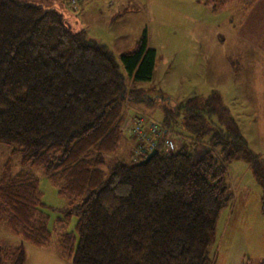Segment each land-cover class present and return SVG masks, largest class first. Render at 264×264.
<instances>
[{"label":"trees","instance_id":"1","mask_svg":"<svg viewBox=\"0 0 264 264\" xmlns=\"http://www.w3.org/2000/svg\"><path fill=\"white\" fill-rule=\"evenodd\" d=\"M213 8L224 0H213ZM156 51L142 36L118 55L76 30L55 7L0 0V144L13 145L28 169L0 172V225L35 246L52 231L33 169L40 168L77 206L74 236H57L71 264H213L211 245L219 212L232 200L225 161L245 157L263 190L264 159L246 147L235 122L216 123L219 96L192 97L166 107L163 121L181 141L170 154L160 146L147 162L132 155L108 171L106 155L123 138L126 111L155 100L137 86L153 75ZM70 213H67V216ZM22 264V246L3 251Z\"/></svg>","mask_w":264,"mask_h":264},{"label":"rangeland","instance_id":"2","mask_svg":"<svg viewBox=\"0 0 264 264\" xmlns=\"http://www.w3.org/2000/svg\"><path fill=\"white\" fill-rule=\"evenodd\" d=\"M22 1L55 7L66 15L71 11L78 14L83 0L76 10L71 9L69 0ZM127 2L112 24L109 18L86 32L109 48L116 42L115 50H124L145 34L147 45L156 51L151 79L137 83L155 100L133 105L122 128L130 132L131 113L135 110L162 120L165 106L173 108L189 98H205L215 92L222 111L213 114L212 120L222 126L235 122L247 149L264 159V0H224V5L216 9L213 0ZM78 19L82 26L87 22L82 16ZM95 19L101 21L102 17ZM199 41L203 44L197 55ZM174 122L173 129H180L181 116L175 115ZM124 134L116 153L106 155V171L117 159H128L131 144ZM178 140L175 136L176 143ZM13 150V145L0 144V172L8 158L13 172L29 168L21 153ZM250 162L245 157L225 161L233 195L216 220V237L210 248L213 264H264L263 190ZM33 172L52 231L51 240L46 246H35L0 225V264H10L2 258L3 251L19 245L24 252L22 264H71L60 256L57 236L72 233L76 246L80 211L58 194L42 169Z\"/></svg>","mask_w":264,"mask_h":264},{"label":"built area","instance_id":"3","mask_svg":"<svg viewBox=\"0 0 264 264\" xmlns=\"http://www.w3.org/2000/svg\"><path fill=\"white\" fill-rule=\"evenodd\" d=\"M80 1L82 0H69L71 9L76 10ZM135 111L132 113L133 117L129 123V131L136 138V144L132 149L133 157L135 159L144 158L151 150L156 148L159 139L162 141L163 154L172 153L177 148L175 141L177 133L173 127L151 117L144 111Z\"/></svg>","mask_w":264,"mask_h":264},{"label":"crops","instance_id":"4","mask_svg":"<svg viewBox=\"0 0 264 264\" xmlns=\"http://www.w3.org/2000/svg\"><path fill=\"white\" fill-rule=\"evenodd\" d=\"M127 4H128L127 0H83L80 3V7L78 9L80 10V12L78 14H74V12L71 11L70 13L71 15L69 14V12L66 15L68 17V22L72 28L76 30H85V32H87L89 31V29L92 28L93 25L104 24L105 21H108L109 18L110 20L108 22L112 24V22L115 21L116 16H119L121 14V11H124L123 9H125ZM78 16H82L83 19L87 21L85 22L86 24H84V26H82L81 19H78ZM100 16L102 17L101 21H99L98 19H95V17H100ZM92 39H95V38H92ZM135 42L128 44V46L124 50L131 48ZM115 44L116 42H113L112 44L113 51H116L115 53L119 54L120 52L124 51V50H115ZM200 44H203V42L199 41L197 44V49H198L196 52L197 55H199L200 53V48H201ZM155 61H156V58H155ZM131 109L132 108H128V110L126 111V117L128 114L130 115V112L132 111ZM126 117L124 119V123H125ZM123 133L127 134V135L124 134V138L127 141H130V144H131L129 148V151H130V149L132 148L134 144V138L131 135V133L128 132L127 129H125L124 127H123ZM180 142L181 141L178 140L177 145H179ZM129 151H128V155H129Z\"/></svg>","mask_w":264,"mask_h":264},{"label":"water","instance_id":"5","mask_svg":"<svg viewBox=\"0 0 264 264\" xmlns=\"http://www.w3.org/2000/svg\"><path fill=\"white\" fill-rule=\"evenodd\" d=\"M156 152H157V149H153V150H151L147 155H146V157L145 158H143V160L141 161L142 163H144V162H147L154 154H156Z\"/></svg>","mask_w":264,"mask_h":264}]
</instances>
